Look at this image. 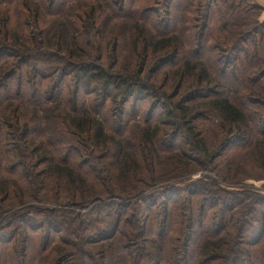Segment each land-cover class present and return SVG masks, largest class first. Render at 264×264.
Returning <instances> with one entry per match:
<instances>
[{
  "label": "trees",
  "instance_id": "16d2710c",
  "mask_svg": "<svg viewBox=\"0 0 264 264\" xmlns=\"http://www.w3.org/2000/svg\"><path fill=\"white\" fill-rule=\"evenodd\" d=\"M56 1L0 0V264H264L262 190L190 180L264 174L263 8Z\"/></svg>",
  "mask_w": 264,
  "mask_h": 264
},
{
  "label": "rangeland",
  "instance_id": "374dc122",
  "mask_svg": "<svg viewBox=\"0 0 264 264\" xmlns=\"http://www.w3.org/2000/svg\"><path fill=\"white\" fill-rule=\"evenodd\" d=\"M62 2H63V0H57L55 2V5L53 6L54 12H57V11H59L61 9V6L63 4ZM113 24H114V22L112 20L111 21H107L106 22V27L111 28L113 26ZM124 37L125 38H123V43L121 42V44H120V49L123 52L126 51V49L131 45V42L133 41L131 39V37H130V34H128L127 36H124ZM2 93L3 92H0V96H2ZM0 98H1V100L3 99V97H0ZM142 107H143L142 110H143V113H144V118H148L149 117L148 114L151 111L150 102L149 103L148 102L144 103ZM161 116H162L161 115V111L160 110H156V112L154 113V117L155 118L154 117H150V119H151L150 123H154L155 122L156 125L159 124V119L161 118ZM124 118H125L126 122L131 120L130 116L128 114V111L125 112ZM209 126H211V124H209ZM223 158H224V156H223ZM160 161L161 162H159L158 165L161 167L160 171H159L160 172L159 174L161 175L160 176L161 179L169 178L168 176H170L172 174V172H171L172 171L171 164H168L167 161H162V160H160ZM240 166H241V163L238 165V167H240ZM161 169H164V172H162ZM254 169H256V168L243 169L242 176L246 177V178H244L243 180H240L238 182L229 181V180H222L221 181L219 175L215 174V170H212V171H211V169L201 170V171L197 170L199 172L196 171V172H194V173H192L190 175V180H193V182H195V180L196 181L199 180L201 176L203 177V179L201 181H198L199 183H196L195 187L193 188L197 192V197L195 198V201L200 200V196H203L204 199L205 198L208 199L207 200V203H208L207 205L211 206V204L214 202V200H217L218 197L221 198V199H224V195L227 194L225 191H228L229 189L230 190L234 189V192L240 190L241 194L236 196L238 199L240 197L241 198L242 197H249V195L253 196L254 194L251 192V189H249V188H242L241 189V186H239V185H244V184L253 185L252 187H255V188L259 189V190H262L261 192L264 193V174L262 172H258V170L257 171L254 170ZM239 171H241V168L237 172H239ZM262 174H263V176H262ZM239 176L241 177V175H239ZM150 177L151 176H149V178ZM212 180H213V182H215V183H217L219 185V188H218V185H216L215 187L211 186V181ZM178 181H180V180H178ZM181 181H183V180H181ZM181 183H184V182H181ZM182 187H184V190H186V189L188 190L189 189V187H187V186H185L183 184H180L175 190H178V189H180ZM216 187H217L218 190H216V189L214 190L213 189V188H216ZM30 188L31 187H29V191H31ZM232 192H233V190H232ZM198 194H199V196H198ZM158 195H159V193H158ZM151 197L159 198L158 196H155L154 194L151 195ZM226 197L228 198V196H226ZM141 215L143 216L144 213L141 212Z\"/></svg>",
  "mask_w": 264,
  "mask_h": 264
},
{
  "label": "crops",
  "instance_id": "0c3cea01",
  "mask_svg": "<svg viewBox=\"0 0 264 264\" xmlns=\"http://www.w3.org/2000/svg\"><path fill=\"white\" fill-rule=\"evenodd\" d=\"M263 8V12L260 16V21L264 22V0H255Z\"/></svg>",
  "mask_w": 264,
  "mask_h": 264
}]
</instances>
